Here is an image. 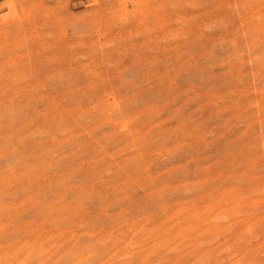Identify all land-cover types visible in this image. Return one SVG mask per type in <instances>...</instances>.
Segmentation results:
<instances>
[{
  "label": "rangeland",
  "instance_id": "1",
  "mask_svg": "<svg viewBox=\"0 0 264 264\" xmlns=\"http://www.w3.org/2000/svg\"><path fill=\"white\" fill-rule=\"evenodd\" d=\"M0 11V264H264V0Z\"/></svg>",
  "mask_w": 264,
  "mask_h": 264
},
{
  "label": "crops",
  "instance_id": "2",
  "mask_svg": "<svg viewBox=\"0 0 264 264\" xmlns=\"http://www.w3.org/2000/svg\"><path fill=\"white\" fill-rule=\"evenodd\" d=\"M72 4H74L75 6H84L86 4L91 3L94 0H70ZM5 0H0V5L2 3H4ZM4 14L3 11H0V15Z\"/></svg>",
  "mask_w": 264,
  "mask_h": 264
}]
</instances>
